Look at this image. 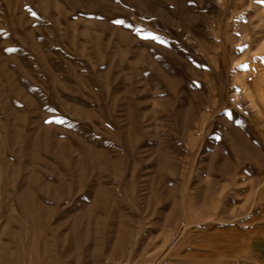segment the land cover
Returning <instances> with one entry per match:
<instances>
[{
  "label": "rangeland",
  "instance_id": "obj_1",
  "mask_svg": "<svg viewBox=\"0 0 264 264\" xmlns=\"http://www.w3.org/2000/svg\"><path fill=\"white\" fill-rule=\"evenodd\" d=\"M263 3L0 0V264H264Z\"/></svg>",
  "mask_w": 264,
  "mask_h": 264
},
{
  "label": "bare ground",
  "instance_id": "obj_2",
  "mask_svg": "<svg viewBox=\"0 0 264 264\" xmlns=\"http://www.w3.org/2000/svg\"><path fill=\"white\" fill-rule=\"evenodd\" d=\"M56 1V0H55ZM252 2H253V0H252ZM57 4V3H56ZM264 4V3H263ZM261 7H264V6H261ZM252 8V7H251ZM260 8V7H259ZM259 8H258V10H259ZM253 9V8H252ZM248 10H249V8H248ZM256 11H257V9L255 10V12H254V14L256 13ZM224 12V11H223ZM252 14H253V12H251ZM242 14V13H241ZM244 14V13H243ZM245 15V14H244ZM251 14H248V15H246L245 17H249ZM242 17H243V15H241ZM253 18H254V16H253ZM227 19V18H226ZM249 18H247V20H248ZM251 20V19H250ZM249 20V25H248V21H246L247 22V25L249 26V30H246L245 29V33H243L242 34V32L240 31V42L241 43H243V44H245V46H244V48H243V50H242V53H241V57L245 60V63H244V65H246L247 66V69L245 70V69H243V73H241L240 75L241 76H239V77H241L242 79H239V80H242L243 81V83H244V85H245V87L247 88V92H248V94H250L251 96V100H250V102H251V105H264V101H263V103L262 104H258L259 102H258V100H257V98H256V95L255 94H253V93H256V92H254V90H253V88H254V84H256V83H254V76H253V72H256L257 71V66H258V64H259V62L261 63V65L263 64V66H264V8H261L259 11H258V13L256 14V19L255 20H257V21H250ZM244 21V22H245ZM241 23V22H240ZM260 23V24H259ZM19 24V23H18ZM244 23H242V26L244 27V25L246 24H244ZM20 25V24H19ZM260 25V26H259ZM246 26V25H245ZM240 28V27H239ZM246 28V27H245ZM204 29V28H203ZM220 29H221V27H220ZM238 28H236V30H237ZM232 30V29H231ZM242 30V29H241ZM238 31H239V29H238ZM237 32V31H236ZM239 36V35H238ZM235 41V40H234ZM236 43V42H235ZM238 43V42H237ZM223 45V44H222ZM239 45V44H238ZM255 49V51L254 50H252V49ZM1 50V49H0ZM238 51V50H237ZM240 55V54H239ZM238 56V55H237ZM233 57V56H232ZM69 58V57H68ZM241 59V58H240ZM69 61V60H68ZM232 61V60H231ZM258 63V64H257ZM240 64H242V63H240ZM256 64H257V66H256ZM41 65H43V64H41ZM71 66V65H70ZM110 67V66H109ZM262 67V66H261ZM11 68V67H10ZM238 68H239V66H238ZM23 69V68H22ZM241 69V68H240ZM25 70V69H24ZM157 70V69H156ZM234 70H236L235 68H234ZM239 69H237V72H239L238 71ZM242 70V69H241ZM261 70V69H260ZM262 71H263V69H262ZM30 72V71H29ZM33 72V71H32ZM261 72V71H260ZM256 73H258V72H256ZM261 73H263V72H261ZM264 74V73H263ZM263 74H261V75H263ZM237 76V77H238ZM258 76V75H257ZM220 77V76H219ZM262 77V76H261ZM261 77H259V78H261ZM263 77H264V75H263ZM258 78V79H259ZM223 79V78H222ZM53 80V79H52ZM235 81V80H234ZM259 81V80H258ZM261 81V80H260ZM236 82H237V80H236ZM40 83V82H39ZM51 83V82H50ZM52 83H54V82H52ZM51 83V84H52ZM58 83V82H57ZM62 83V84H61ZM61 83H59V84H61V85H63V81L61 82ZM257 83H259V82H257ZM262 83V81L260 82V84ZM58 84V85H59ZM237 84V83H236ZM239 84V83H238ZM264 84V83H263ZM262 84V85H263ZM235 85V84H234ZM244 85H243V87H244ZM54 86V85H53ZM64 86V85H63ZM259 85H257V87H258ZM261 86V85H260ZM61 87V86H60ZM234 87H236V86H234ZM56 88V87H55ZM238 88V87H237ZM245 88V89H246ZM59 89V88H58ZM67 89V88H66ZM257 89V88H256ZM63 90V89H62ZM236 90V89H235ZM243 90H244V88H243ZM260 90V89H259ZM264 90V89H263ZM231 91H232V89H231ZM61 92V91H60ZM229 92H230V90H229ZM237 93V92H236ZM238 93H240L239 91H238ZM247 94V95H248ZM260 94H262V93H260ZM62 95V94H61ZM236 95V94H235ZM241 95V97H242V94H240ZM246 95V94H245ZM240 97V98H241ZM70 98V97H69ZM244 98V97H243ZM238 99H239V97H238ZM262 99H264V97H262ZM233 100V99H232ZM239 101V100H238ZM241 101H243V100H241ZM249 101V100H248ZM234 102V101H233ZM244 103H246V102H244ZM237 104H239V103H237ZM249 104V103H248ZM235 105V104H234ZM240 105V104H239ZM243 105V104H242ZM247 106V105H246ZM249 106V105H248ZM257 107V106H256ZM245 109H247V107L245 108ZM259 110H260V108H259ZM254 111H256L255 109H254ZM242 112V111H241ZM245 112L243 111V114H244ZM252 113V112H251ZM251 113L249 112V116H251ZM242 115V114H241ZM263 116V115H262ZM247 117V116H246ZM11 119V118H10ZM250 119V118H249ZM243 120H245V119H243ZM247 121H249V120H247ZM246 121V122H247ZM244 122V121H243ZM242 122V123H243ZM249 123V122H248ZM247 123V124H248ZM249 125V124H248ZM3 126V125H2ZM250 126V125H249ZM252 126V125H251ZM244 127H245V125H244ZM248 128V127H247ZM253 128V127H252ZM248 129H250V128H248ZM255 129V128H254ZM253 130V129H252ZM1 131V130H0ZM55 132V131H54ZM236 132V131H235ZM238 132V131H237ZM253 132V131H252ZM25 134V133H24ZM46 134V133H45ZM264 134V133H263ZM54 135H55V133H54ZM236 135V134H235ZM44 137V136H43ZM238 137H239V135H238ZM247 138V137H246ZM43 140V139H42ZM235 140V139H234ZM5 141V140H4ZM46 141V140H45ZM48 141V140H47ZM41 142V141H40ZM235 142V141H234ZM246 143V142H245ZM240 144V143H239ZM22 145V144H21ZM41 145H44V144H41ZM45 145H46V143H45ZM238 145V144H237ZM34 146H36L35 144H34ZM47 146V145H46ZM239 146V145H238ZM241 146V145H240ZM40 147V146H39ZM48 147V146H47ZM50 147V146H49ZM37 148V147H36ZM254 148V147H253ZM43 149V148H42ZM258 149V148H257ZM251 151H252V149H250ZM256 150V149H255ZM254 150V151H255ZM47 151V150H46ZM260 151V149L258 150V152ZM43 152V151H42ZM41 154H43V153H41ZM49 155V154H48ZM247 155H249V153L247 154ZM263 155V154H262ZM44 157V156H43ZM48 157V156H47ZM263 158H264V155L262 156ZM259 158H261V157H259ZM259 158H258V161H259ZM262 158V159H263ZM250 159H251V157H250ZM46 161H47V159H45ZM256 160V159H255ZM251 161H252V159H251ZM254 161V160H253ZM262 161V160H261ZM254 163V162H253ZM256 163V162H255ZM261 163V162H260ZM65 164V163H64ZM261 165V164H260ZM262 166H263V164H262ZM44 170V169H43ZM40 177V176H39ZM10 178V177H9ZM257 193V192H256ZM36 201V200H35ZM37 211V210H36ZM38 212V211H37ZM38 215V214H37ZM5 223V222H4ZM10 224V223H9ZM41 228V227H40ZM42 230V229H41ZM78 241V240H77ZM46 244V243H45ZM13 251V250H12ZM30 254H31V252H30ZM29 254V255H30ZM41 254V253H40ZM48 255V254H47ZM47 258V257H46ZM30 259H31V257H30ZM51 260V259H50Z\"/></svg>",
  "mask_w": 264,
  "mask_h": 264
},
{
  "label": "snow or ice",
  "instance_id": "obj_3",
  "mask_svg": "<svg viewBox=\"0 0 264 264\" xmlns=\"http://www.w3.org/2000/svg\"><path fill=\"white\" fill-rule=\"evenodd\" d=\"M242 68L246 70V69H247V66H246V65H244V66H242Z\"/></svg>",
  "mask_w": 264,
  "mask_h": 264
}]
</instances>
